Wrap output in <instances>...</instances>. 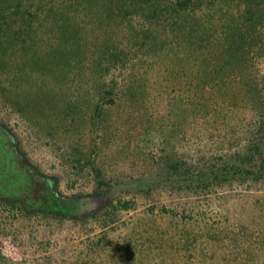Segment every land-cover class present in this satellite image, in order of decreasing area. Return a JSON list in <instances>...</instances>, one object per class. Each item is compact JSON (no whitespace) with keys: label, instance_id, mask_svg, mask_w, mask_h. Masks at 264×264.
Instances as JSON below:
<instances>
[{"label":"rangeland","instance_id":"rangeland-1","mask_svg":"<svg viewBox=\"0 0 264 264\" xmlns=\"http://www.w3.org/2000/svg\"><path fill=\"white\" fill-rule=\"evenodd\" d=\"M205 3L226 62L149 56L112 102L0 24V264H264V0Z\"/></svg>","mask_w":264,"mask_h":264},{"label":"trees","instance_id":"trees-1","mask_svg":"<svg viewBox=\"0 0 264 264\" xmlns=\"http://www.w3.org/2000/svg\"><path fill=\"white\" fill-rule=\"evenodd\" d=\"M2 3L0 24L7 25L9 36L14 35L9 43L21 40L27 52L23 66L45 76L62 70L71 83L96 84L98 97L111 94V102L118 97V84L130 89L146 81L145 71L138 70L147 67L149 56L165 62L162 54L169 55L179 67L177 49L195 54L203 72L226 62L211 38L213 24L202 20L205 0H0V7ZM249 7L244 14L255 13ZM11 20L17 24L14 32ZM231 49L236 48L227 47L230 59ZM138 54L146 60L139 61L140 56L132 60ZM39 56L41 63L33 64ZM52 79L58 84L61 76L56 73ZM0 200L13 207L24 204L23 199Z\"/></svg>","mask_w":264,"mask_h":264}]
</instances>
